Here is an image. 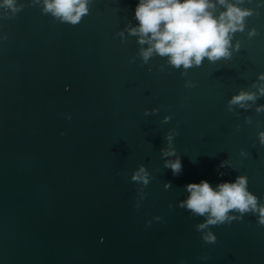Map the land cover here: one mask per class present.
<instances>
[{"label": "water", "instance_id": "obj_1", "mask_svg": "<svg viewBox=\"0 0 264 264\" xmlns=\"http://www.w3.org/2000/svg\"><path fill=\"white\" fill-rule=\"evenodd\" d=\"M138 2L91 0L75 26L42 14L43 0H16L24 8L12 18L0 7V264H264L256 215L210 226L209 244L196 230L204 218L178 206L187 184L238 175L264 204V98L227 110L264 73V0H244L258 14L230 60L205 58L187 76L166 58L143 63L136 38L117 35L138 24ZM173 129L178 176L164 167L176 157L160 152ZM140 164L146 187L131 180Z\"/></svg>", "mask_w": 264, "mask_h": 264}, {"label": "clouds", "instance_id": "obj_2", "mask_svg": "<svg viewBox=\"0 0 264 264\" xmlns=\"http://www.w3.org/2000/svg\"><path fill=\"white\" fill-rule=\"evenodd\" d=\"M90 2L91 0H43L41 12L50 13L60 23L75 26L89 14ZM34 4H40V0H34ZM243 4L244 0H139L135 8L138 24H127L117 35L122 41L125 40V32L136 38L140 46L136 57L143 63L147 64L154 56L166 58L168 65L177 70L182 69L181 75L187 76L188 70L201 66L205 58L210 63L230 60L233 53L240 50L239 40L235 45L232 43L234 36L237 32H245L246 18L258 14L252 8L243 7ZM0 7L9 9L12 15L6 17L12 18L23 10L24 5L17 6L16 0H3ZM247 35L252 38L258 33L255 28H250ZM136 57L130 58V62H134ZM194 86L191 80L185 82L187 88ZM250 88L254 90L240 89L237 94L232 95L227 101L229 112L237 107L247 111L259 99L264 98V73L258 74ZM157 111L158 109L146 110L145 116ZM255 112H264V104L256 105ZM170 120L171 116H165L162 122ZM245 122L251 123V118L246 117ZM177 135L179 133L175 129L167 132V146L160 150L162 158L176 157L174 160H164V167L171 169L174 176L182 172L181 158L174 147V137ZM258 141L264 145V131L258 133ZM241 155L246 153L242 152ZM224 167H229L228 160L218 165V175H224L219 171ZM151 179L144 164H140L131 175L133 182L144 187ZM164 187L170 189L171 183H165ZM185 190L187 198L179 201L178 206L186 209L192 216L204 218L203 222L196 225V230L201 233L205 243L214 244L217 240L210 226L231 224L242 220L245 214L256 215L257 223L264 226V204L259 203V198L248 190L246 175H238L233 182H221L215 188L207 180H201L199 183L187 184ZM146 195L143 192L142 198ZM136 207L139 208V204Z\"/></svg>", "mask_w": 264, "mask_h": 264}]
</instances>
